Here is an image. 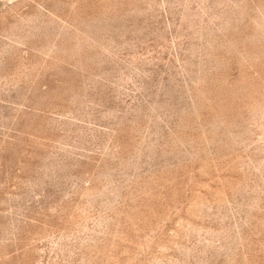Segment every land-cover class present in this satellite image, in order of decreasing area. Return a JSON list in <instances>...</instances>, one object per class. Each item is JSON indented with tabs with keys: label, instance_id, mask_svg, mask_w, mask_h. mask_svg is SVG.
I'll return each instance as SVG.
<instances>
[{
	"label": "rangeland",
	"instance_id": "rangeland-1",
	"mask_svg": "<svg viewBox=\"0 0 264 264\" xmlns=\"http://www.w3.org/2000/svg\"><path fill=\"white\" fill-rule=\"evenodd\" d=\"M0 264H264V0H0Z\"/></svg>",
	"mask_w": 264,
	"mask_h": 264
}]
</instances>
